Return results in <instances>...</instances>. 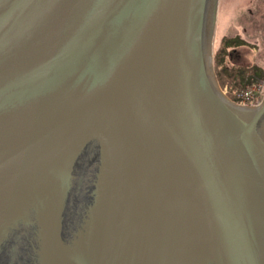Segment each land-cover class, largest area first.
Wrapping results in <instances>:
<instances>
[{
    "label": "water",
    "instance_id": "95a60500",
    "mask_svg": "<svg viewBox=\"0 0 264 264\" xmlns=\"http://www.w3.org/2000/svg\"><path fill=\"white\" fill-rule=\"evenodd\" d=\"M218 0H0V264H264V106L218 90Z\"/></svg>",
    "mask_w": 264,
    "mask_h": 264
},
{
    "label": "flooded vegetation",
    "instance_id": "af4514ba",
    "mask_svg": "<svg viewBox=\"0 0 264 264\" xmlns=\"http://www.w3.org/2000/svg\"><path fill=\"white\" fill-rule=\"evenodd\" d=\"M219 2L214 26V30L220 29L219 48L213 58L216 74L233 104L247 109L263 107L264 0H230L238 6L228 18L216 22ZM225 50L228 58H219Z\"/></svg>",
    "mask_w": 264,
    "mask_h": 264
},
{
    "label": "rangeland",
    "instance_id": "374dc122",
    "mask_svg": "<svg viewBox=\"0 0 264 264\" xmlns=\"http://www.w3.org/2000/svg\"><path fill=\"white\" fill-rule=\"evenodd\" d=\"M225 2H221L220 0V13L219 16L216 20V22L219 20V22H221L225 16H227L228 13L232 12L234 10V7L236 8L237 6L232 2H230V0H223ZM222 4V5H221ZM217 7H218V2H217ZM223 17V18H221ZM229 16H227L228 18ZM217 27V26H216ZM220 29L219 27L216 28V30L213 31V37H212V44H211V56L209 58L210 62H211V73L213 75V78L215 80L216 86L218 88V90H220V92L227 97V99H232V97L226 92L225 87L222 86V83L219 79V77L216 74L215 71V65L213 62V58H216V51L219 48V32ZM222 55V56H221ZM219 56V58H228L227 56V51L225 50L222 54ZM246 97V96H244Z\"/></svg>",
    "mask_w": 264,
    "mask_h": 264
}]
</instances>
